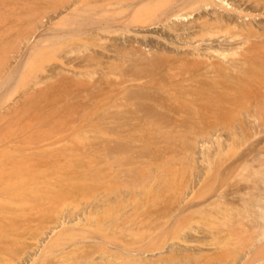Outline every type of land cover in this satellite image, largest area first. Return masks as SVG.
Here are the masks:
<instances>
[{"label":"rangeland","instance_id":"374dc122","mask_svg":"<svg viewBox=\"0 0 264 264\" xmlns=\"http://www.w3.org/2000/svg\"><path fill=\"white\" fill-rule=\"evenodd\" d=\"M142 1L0 0V264L264 251V83L168 65L198 45L242 50L219 31L242 33V11L264 33V0ZM173 7L186 48L166 30Z\"/></svg>","mask_w":264,"mask_h":264},{"label":"bare ground","instance_id":"6f19581e","mask_svg":"<svg viewBox=\"0 0 264 264\" xmlns=\"http://www.w3.org/2000/svg\"><path fill=\"white\" fill-rule=\"evenodd\" d=\"M135 1L132 0L133 3ZM150 1L153 2L154 0L153 1L150 0ZM157 1H159V0H157ZM188 1L189 0H185V2H187L189 5V2H192V0L189 2ZM251 1L253 3V0H251ZM180 2H182V1L180 0L178 3L180 4ZM147 3H148L147 0H143L142 3L138 5V7H140L142 10H144V9H146L144 7L145 5L150 6V4H147ZM178 3H176V6H174V5L173 6L178 7ZM227 3H229V2H227ZM258 3H259V0H258ZM258 3L256 1L255 7H256V5H258ZM191 4L192 3H190V5ZM135 5H137V3ZM180 5H182V3ZM233 5H235L236 10L239 8L238 5H236V4H233ZM253 6H254V3H253ZM142 7H144V8H142ZM174 7L170 8V11H171V9H173V10L171 12L170 11L168 12L167 19H166V21L172 20L173 24L170 23L168 25V27L166 26V30H168L170 32H172V31L175 32V34L177 36H179V38L181 39L182 43L184 44V46L186 48L187 45H190L195 40V37H193V34H195V33H194V31H191L192 27L184 28V27H179L177 25V23L175 21H177L178 19H181L182 16H184V14L179 13V11L183 8H181L180 10L175 8L176 9L175 10ZM137 9L139 10V8H137ZM248 11H249V9H248ZM134 13H135V11H134ZM228 14H230V13H228ZM253 15H255V14L251 13L249 16V13L247 15L245 13L243 14V12L240 11L239 18L242 19V21L240 23L241 28H242V33L239 32L236 34L234 33V34L229 35V33H231V32H229V30L231 29V28L229 29L230 26L229 27H227V26L222 27V29L220 28L221 30L219 29L220 31L218 29L216 30V32L219 31V36H220V33H222V36H224L223 41L220 42L221 46H225V45H229V44H238V45L241 44L237 47L240 48V46H241L242 50L234 49V51H227L225 48L213 50L212 46L207 45L204 47V46L198 45V46H195L193 49L194 50L193 53L195 56L194 58H189L188 56L183 55V57L176 58L174 61H171L168 65L170 66V68H171V66L172 67L178 66V67L185 68V69H191V68H194L198 65L206 64V66L209 67V69L211 68L212 70H214L216 72H221V77H222V74H224V77H222L223 81H227V82L229 81L230 82V80L227 78L226 74L234 73L237 75V81L238 82H245V81H258L259 82L260 81V82L264 83V33L262 32L263 30L261 31L262 33L258 32L259 28H258V30H256V28L254 26V22L251 20L249 21V19L251 17H254ZM247 16L250 17L248 20L246 18ZM255 17H256V15H255ZM222 19H225L224 16L218 17L219 24H220V20H222ZM226 19L229 21L233 20L232 16H229V15L226 17ZM258 21H259V19H258ZM223 22L225 24L227 23L226 21H223ZM214 23H215V21L213 22V24ZM217 23L218 22H216V25H217ZM256 23H257V21H256ZM204 24L205 23L201 22V20L200 21L196 20L195 25L194 24L193 25L195 27H196V25H201V26L203 25L204 27H206ZM210 24L213 25L212 22H210ZM220 25H222V24H220ZM235 25H236V22H235ZM262 25L264 26L263 23H262ZM236 27L237 26H235L233 28H236ZM232 30L233 29H231V31ZM210 35H212V32L210 33ZM190 47H192V46H190ZM231 48H230V50H231ZM185 52H187V51L185 50ZM188 55H189V53H188ZM191 57H193V56H191ZM212 57H217L218 61L210 60ZM262 233H263L262 235L264 236V232H262ZM259 236L261 237V235H259ZM258 242H259V240H258ZM262 243H264V242H262ZM263 246H261V247H263ZM246 250H245V253H246ZM259 250H261L259 252H262L263 249L259 248ZM263 253H264V251L262 252V254H260V253L258 254V250H257V254H255L257 256V258L254 259L252 257V254H251L250 255L251 260L246 261L249 259L248 258L244 261L245 263H243V264H264V256H263L264 254ZM258 255H260V256L258 257Z\"/></svg>","mask_w":264,"mask_h":264}]
</instances>
